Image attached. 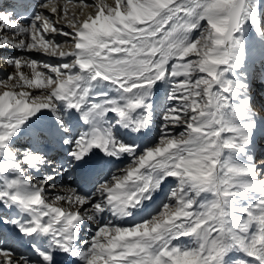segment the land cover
I'll list each match as a JSON object with an SVG mask.
<instances>
[{
  "label": "snow or ice",
  "instance_id": "snow-or-ice-1",
  "mask_svg": "<svg viewBox=\"0 0 264 264\" xmlns=\"http://www.w3.org/2000/svg\"><path fill=\"white\" fill-rule=\"evenodd\" d=\"M30 7L0 9V264H264L261 0Z\"/></svg>",
  "mask_w": 264,
  "mask_h": 264
},
{
  "label": "rangeland",
  "instance_id": "rangeland-1",
  "mask_svg": "<svg viewBox=\"0 0 264 264\" xmlns=\"http://www.w3.org/2000/svg\"><path fill=\"white\" fill-rule=\"evenodd\" d=\"M261 4L264 5V0H261ZM69 8H70V10H72L73 9V5L70 4ZM261 19L264 20V12L261 13ZM7 53H10V52L7 51ZM12 53L16 54L14 51ZM53 60L55 61V58H53ZM1 69H4V67H2ZM8 71H11V70L9 69V70H7V72ZM156 93H158L157 94V96H158L157 98L159 99V102H158V104H156L158 107L155 106V108H157V109H156V112L154 113L155 114L154 115V117H155L154 126L159 124V122H160L159 121V115L161 114L162 109H163V107H164V105L166 103V93H165V91L161 89V90L156 91ZM257 93H258V97L260 99H264V88L257 89ZM156 101H158V100H156ZM155 103H157V102H155ZM262 128H264V126H262ZM181 130L182 129H177L176 132L178 133ZM20 143H23V139H21ZM255 155L259 159H264V132H262L261 134L257 135V137H256Z\"/></svg>",
  "mask_w": 264,
  "mask_h": 264
},
{
  "label": "bare ground",
  "instance_id": "bare-ground-1",
  "mask_svg": "<svg viewBox=\"0 0 264 264\" xmlns=\"http://www.w3.org/2000/svg\"><path fill=\"white\" fill-rule=\"evenodd\" d=\"M57 39L58 40H62L63 38L62 37H57ZM7 55V52H5L4 51V55ZM36 58H38V59H45V60H48V59H51L52 60V58H48V57H41V56H39V54H33ZM53 62H55L54 60H53ZM2 67H4V65H3V61L2 60H0V69L2 68ZM4 69L7 71V70H9V69H7V68H5L4 67ZM156 98V95L153 97V103H154V106H157L156 104H158V103H155V101H154V99Z\"/></svg>",
  "mask_w": 264,
  "mask_h": 264
}]
</instances>
